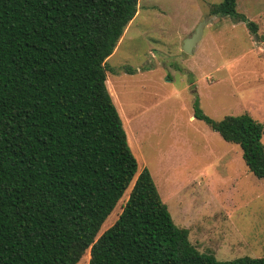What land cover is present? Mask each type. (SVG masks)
<instances>
[{"label": "trees", "instance_id": "obj_1", "mask_svg": "<svg viewBox=\"0 0 264 264\" xmlns=\"http://www.w3.org/2000/svg\"><path fill=\"white\" fill-rule=\"evenodd\" d=\"M221 0L210 14L257 24ZM138 0H0V264H264L218 260L172 220L139 170L106 87ZM196 116L264 179V128L244 112ZM128 189L116 220L101 226Z\"/></svg>", "mask_w": 264, "mask_h": 264}, {"label": "rangeland", "instance_id": "obj_2", "mask_svg": "<svg viewBox=\"0 0 264 264\" xmlns=\"http://www.w3.org/2000/svg\"><path fill=\"white\" fill-rule=\"evenodd\" d=\"M220 1L138 0L106 60V87L139 170H149L173 222L200 252L231 260L264 256V179L196 109L215 120L246 112L264 128V0L236 1L257 35L243 20L210 14ZM202 21L200 40L185 53L184 40ZM89 256L86 250L77 264Z\"/></svg>", "mask_w": 264, "mask_h": 264}, {"label": "water", "instance_id": "obj_3", "mask_svg": "<svg viewBox=\"0 0 264 264\" xmlns=\"http://www.w3.org/2000/svg\"><path fill=\"white\" fill-rule=\"evenodd\" d=\"M209 20H207V21H209ZM207 21H202L195 28V30L193 31V33L184 40L182 50L185 53H191L192 52L193 47L200 40V38L202 36V30H203L204 25L207 23Z\"/></svg>", "mask_w": 264, "mask_h": 264}]
</instances>
